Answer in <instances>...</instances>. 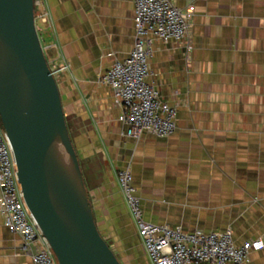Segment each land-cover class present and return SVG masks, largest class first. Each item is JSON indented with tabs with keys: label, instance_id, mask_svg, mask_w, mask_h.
<instances>
[{
	"label": "crops",
	"instance_id": "1",
	"mask_svg": "<svg viewBox=\"0 0 264 264\" xmlns=\"http://www.w3.org/2000/svg\"><path fill=\"white\" fill-rule=\"evenodd\" d=\"M36 1L45 54L67 66L57 84L94 219L121 264H151L118 185L126 169L145 221L188 233L230 227L236 246L264 242V0H171L192 6L194 20L191 50L153 41L147 82L177 108L164 138L123 135L119 104L100 83L133 49V1ZM21 247L0 216V264H33ZM247 264H264V248Z\"/></svg>",
	"mask_w": 264,
	"mask_h": 264
},
{
	"label": "water",
	"instance_id": "2",
	"mask_svg": "<svg viewBox=\"0 0 264 264\" xmlns=\"http://www.w3.org/2000/svg\"><path fill=\"white\" fill-rule=\"evenodd\" d=\"M34 6L0 0V121L20 191L58 264H121L97 228Z\"/></svg>",
	"mask_w": 264,
	"mask_h": 264
},
{
	"label": "built area",
	"instance_id": "3",
	"mask_svg": "<svg viewBox=\"0 0 264 264\" xmlns=\"http://www.w3.org/2000/svg\"><path fill=\"white\" fill-rule=\"evenodd\" d=\"M134 4V46L128 57L116 61L103 74L100 83L108 86L119 104L118 121L125 127L123 135L139 138L146 133L167 137L176 129L177 108L160 98L155 87L147 82L150 59L155 39L167 42H185L192 49L194 9L179 8L171 0H132ZM35 21L47 23L43 5ZM43 47V46H42ZM45 53V48H43ZM48 67L56 82L67 66L51 59ZM130 216L151 264H247L252 251L264 248L263 238L248 240L236 246L232 229L222 232H184L181 227L171 228L147 222L142 217L141 199L132 184L129 170L117 177ZM0 216L4 226L20 236L21 249L29 254L33 264H58L54 252L43 237L26 207L19 188L12 148L0 127Z\"/></svg>",
	"mask_w": 264,
	"mask_h": 264
},
{
	"label": "trees",
	"instance_id": "4",
	"mask_svg": "<svg viewBox=\"0 0 264 264\" xmlns=\"http://www.w3.org/2000/svg\"><path fill=\"white\" fill-rule=\"evenodd\" d=\"M34 12H35V15H36V8H35V6H34ZM37 30H38V32L40 31V29H37ZM65 120H66L67 129H68V132H69V135H70V125H69L68 118L65 117ZM70 138H71V141H72L71 135H70ZM78 160H79V158H78ZM79 164H80L81 172H82V175H83L84 185H85L86 190H87L86 181H85L84 174H83V170H82V162H81V160H79Z\"/></svg>",
	"mask_w": 264,
	"mask_h": 264
},
{
	"label": "rangeland",
	"instance_id": "5",
	"mask_svg": "<svg viewBox=\"0 0 264 264\" xmlns=\"http://www.w3.org/2000/svg\"><path fill=\"white\" fill-rule=\"evenodd\" d=\"M35 23H36V28L37 29H42V24H41V22L39 21V20H36L35 21ZM37 32H38V30H37ZM40 32H38V34H39ZM40 35V34H39ZM40 37V36H39ZM45 58H46V60L47 61H49V59H50V56L49 55H47V54H45ZM68 121H69V125H70V119L68 118ZM0 127L2 128V124H1V121H0ZM74 129V128H73ZM74 132H75V130H74ZM73 131H72V135H74L73 133H74ZM77 132V131H76ZM75 132V133H76Z\"/></svg>",
	"mask_w": 264,
	"mask_h": 264
}]
</instances>
